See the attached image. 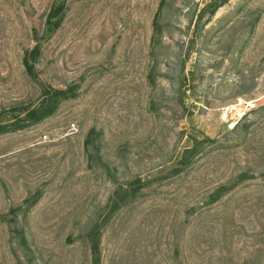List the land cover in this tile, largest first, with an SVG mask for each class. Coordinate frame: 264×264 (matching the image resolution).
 I'll return each mask as SVG.
<instances>
[{"label":"rangeland","instance_id":"374dc122","mask_svg":"<svg viewBox=\"0 0 264 264\" xmlns=\"http://www.w3.org/2000/svg\"><path fill=\"white\" fill-rule=\"evenodd\" d=\"M211 1L0 0L1 120L75 88L0 134V264H264V0Z\"/></svg>","mask_w":264,"mask_h":264},{"label":"trees","instance_id":"16d2710c","mask_svg":"<svg viewBox=\"0 0 264 264\" xmlns=\"http://www.w3.org/2000/svg\"><path fill=\"white\" fill-rule=\"evenodd\" d=\"M225 1L226 0H212L211 2H208L207 6L210 7V15L214 14L217 8ZM64 11L65 4L63 2L53 6L50 9L46 19V28L48 31H54L59 27ZM153 26L154 34H156L158 30V23L156 19L153 22ZM39 54L40 48L38 45L25 52L22 62L28 73L33 72L34 63L37 60ZM74 89V87L54 88L51 86H44L39 103L36 106L17 114L16 119L13 121L4 122L1 120L2 115L7 113V111L0 112V134L14 131L18 128H22L31 123L38 122L47 116H50L54 113L60 101L75 95ZM228 188V186H220L217 188V190L211 194L212 200H215L217 197H219L221 193L226 192ZM89 239L91 244L92 264H99V247L97 235L93 233L89 234Z\"/></svg>","mask_w":264,"mask_h":264}]
</instances>
